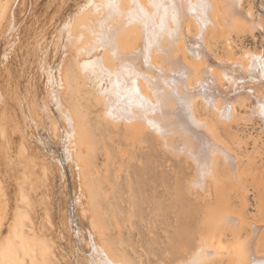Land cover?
<instances>
[{
  "label": "bare ground",
  "instance_id": "obj_1",
  "mask_svg": "<svg viewBox=\"0 0 264 264\" xmlns=\"http://www.w3.org/2000/svg\"><path fill=\"white\" fill-rule=\"evenodd\" d=\"M69 1L33 0L29 7V0H0V44L9 50L4 57L18 52L23 61L19 80L11 68L0 70V264H27L25 255H33L41 238L11 190L15 171L27 169L30 157L18 125L39 112L50 116L52 103L82 188L91 178L83 155L92 122L104 136L122 131L131 149L120 151L116 177L126 172L129 186L132 175L152 169L144 159L133 161L137 149L144 157L145 149L159 147L175 159L170 182L163 177L160 185L189 241L187 256L174 264H264V53L231 54L229 69L220 71L208 59L230 27L255 28L251 9L243 12L244 0H85L59 27ZM59 54L57 75L50 56ZM41 77L49 102L40 104ZM255 123L258 135L244 131ZM182 163L192 168L189 176ZM109 177L94 178L112 187ZM23 218L28 221L21 224ZM103 226L90 233L87 264H130Z\"/></svg>",
  "mask_w": 264,
  "mask_h": 264
},
{
  "label": "rangeland",
  "instance_id": "obj_2",
  "mask_svg": "<svg viewBox=\"0 0 264 264\" xmlns=\"http://www.w3.org/2000/svg\"><path fill=\"white\" fill-rule=\"evenodd\" d=\"M29 1V7H31L33 0ZM84 2L85 0L69 1L59 20V27L64 26L65 19L75 15ZM247 9H251L250 13L255 17L256 26L259 23L260 26H255L252 31L247 27V29L244 28L240 23L241 26H233L234 29L230 27L228 34L219 39L213 54L208 57L210 65L215 66V69L219 70V67L221 70L229 69L227 59L231 54L236 59H244L248 51L256 50L264 53V0H244L243 12L248 13ZM25 16L22 18V23L27 20L29 14ZM235 27L240 31H237ZM53 31L55 30L51 31L48 42H52L56 35ZM194 33L195 30L191 35L194 36ZM193 39L192 37L191 41ZM5 46V41H2L0 70L2 68V71L6 72L8 68H11L19 80L23 67L21 55H18V52H11L8 57H4V54L9 52L5 50ZM52 55L50 62L53 65V72L58 75L61 54L56 58ZM46 83L47 79L44 77L37 80V101L40 104L49 97ZM21 87L26 88L25 81L21 82ZM55 107L52 103L50 116L56 120L60 138L54 135L50 116L41 112L39 116L31 118L28 123L21 120L18 125L28 144L30 157L27 169L20 166V162H16V166L20 167L13 176L11 194L17 209L27 212L28 220L31 219L41 229V238L35 241L38 246L33 243V248L36 250L29 254V256L31 254L36 256L38 252L37 257H34L37 263L31 257L33 255L30 256L33 262L35 264H87V256L91 253L88 240L90 233L96 230L97 224L104 225L115 251L124 256L130 264H174L176 260L187 256L186 245L189 239L185 237L183 229L178 228V223L173 219L170 199L163 191L162 184L160 185L163 177L170 182L168 178L175 172L176 165L178 166L176 161L174 162L175 159L166 155L159 147L153 150L145 149L144 157L140 156L141 151L137 149L135 155L138 160L133 161L141 163L139 159H144L152 169L147 174L132 175L130 178L132 184L129 186V177L127 178L126 172L116 177L120 151L131 149L125 145L122 131H105L104 136L103 128L99 129L97 124L92 122L93 138L89 145L84 147L83 155L84 162L87 164L86 169L88 168L86 175L91 178L90 182L82 188L76 167L72 169L69 162L70 147L67 146L64 125ZM243 128L246 133L252 132L254 136L258 135L261 129L259 123H255L252 129H246L245 126ZM107 156L111 159L106 158ZM182 167L184 175L189 176L192 168L185 163H182ZM106 176H110L112 187L95 179L101 178V181H104ZM22 199L25 201L22 202ZM18 210L17 217L21 214ZM28 220L23 218L20 223L24 224ZM175 232L180 236L179 239L174 237ZM24 258L27 264L31 263L30 260L27 261L30 259L27 255Z\"/></svg>",
  "mask_w": 264,
  "mask_h": 264
}]
</instances>
